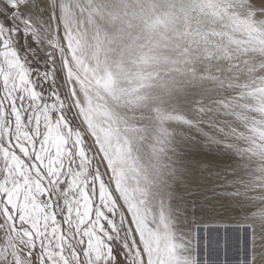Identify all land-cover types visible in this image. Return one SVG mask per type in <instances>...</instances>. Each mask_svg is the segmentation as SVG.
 I'll list each match as a JSON object with an SVG mask.
<instances>
[{"label": "snow or ice", "instance_id": "1", "mask_svg": "<svg viewBox=\"0 0 264 264\" xmlns=\"http://www.w3.org/2000/svg\"><path fill=\"white\" fill-rule=\"evenodd\" d=\"M0 264H264V0H0Z\"/></svg>", "mask_w": 264, "mask_h": 264}]
</instances>
